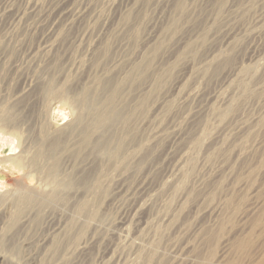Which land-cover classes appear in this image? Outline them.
Instances as JSON below:
<instances>
[{
    "label": "rangeland",
    "instance_id": "374dc122",
    "mask_svg": "<svg viewBox=\"0 0 264 264\" xmlns=\"http://www.w3.org/2000/svg\"><path fill=\"white\" fill-rule=\"evenodd\" d=\"M220 1L189 0L188 6L197 11V17L189 19L177 33L161 36V26L171 8L169 0L139 2L141 6L137 4L133 9L136 11L132 12L127 27L123 17L131 12L132 0H0V138L19 144L13 153L9 146L0 143V206L5 207L3 220L8 223L18 217L29 216L31 220L37 217L36 222L27 224V233L20 237L16 250L8 239H0V256L13 259L15 264L45 261L48 249L43 236L54 234L64 225L67 212L62 205L73 203L70 197L64 196L69 191L72 194V189L86 187L89 175L96 171L95 158L80 154L76 146L82 90L92 87L93 81L111 70L116 62H122L125 68L129 62L139 63L142 55H148L153 58V66L159 72L162 69L163 74V82L154 91L157 98L151 97L148 101L147 121L140 126L145 130L144 140L150 155L125 183L107 182L105 179L110 175L103 171L105 181L96 200L102 217L92 245L82 258L90 264H109L112 258H115L112 264H142L143 252L135 247L122 256L112 255L118 245L125 243L126 239L118 238L117 234L122 235V222L127 220V228L130 225L128 229L133 231L127 244L135 245L143 235L148 236L151 243H144L145 252L153 243H160V252L165 253V258L159 264H170L168 256L173 251L179 253L180 246L187 242L194 246L191 254L207 260L208 264L222 254L228 264L262 263L264 70L259 71L263 76L261 83L256 78L251 81L258 91L251 89L246 81L249 89H242V96L235 97L237 107L232 110L223 107L221 116L200 112L204 107L203 95L196 101H188L185 96L192 88L199 89L204 96L217 93L225 88L226 79L238 67L254 70L258 60L264 57V0H229L228 7L216 13L213 5ZM208 16L217 19L209 22ZM191 40L203 42L186 53L183 43ZM97 52L105 54L106 59L94 65ZM220 53L227 54V58L198 77L204 65ZM153 101L158 105L152 108ZM241 122L254 123L255 128L239 138L235 136V129ZM174 130L182 131L185 138L200 130L203 138L217 130L226 131L216 152L208 157L188 150L195 157L185 164L188 173L184 186L165 187L157 193L161 195L158 197L161 204L156 209L153 207V211L146 208L139 212L140 219L137 216L130 223L135 213L132 212L134 200L163 182L170 174L174 152L188 140L189 136L174 144ZM40 149L51 158L50 165L57 164L61 181L66 176L74 181L69 189L60 192L57 200H53L55 194L39 172V166L48 162L38 156ZM204 167L212 168V172L202 176ZM183 190L190 193L188 199L180 197ZM256 201L260 204L258 213L241 221L243 212ZM22 202L29 205L19 211L17 204ZM211 203L222 209L217 221L219 227L212 226L214 221L208 215L203 218L194 215L196 209L202 210ZM173 212L177 214L173 220L164 217ZM147 219L150 227L144 225ZM243 223L255 227L244 231ZM21 226L18 224L13 231ZM4 227L0 223V231ZM224 238L229 239L227 247L222 242Z\"/></svg>",
    "mask_w": 264,
    "mask_h": 264
},
{
    "label": "bare ground",
    "instance_id": "6f19581e",
    "mask_svg": "<svg viewBox=\"0 0 264 264\" xmlns=\"http://www.w3.org/2000/svg\"><path fill=\"white\" fill-rule=\"evenodd\" d=\"M147 1L148 0H132V5L130 6L131 8L129 10L131 12H129L127 15L123 17V21L126 20V24H125L126 27L130 26L131 23L130 16L136 11L135 10L133 12V9L137 6V4H139V2L146 3ZM188 1L189 0H169L171 8L170 11H168L169 13L166 15L163 25L161 26L160 29L161 36L168 34L173 35L177 33L178 29H181V27H184V25L189 23V19L191 18L194 19L195 16L197 17V11L188 6ZM228 1L229 0H221L220 3H216L215 5H213L214 6L213 10L217 13L220 10L227 8L229 3ZM216 19L217 18L215 17H209V16L207 17V20H210L209 22L216 21ZM201 24L204 25L203 23ZM202 42L203 40H198L197 42L194 43L191 40L190 42L185 41L184 43L183 42L182 43L185 52L191 53L192 47L197 44H201ZM162 44L163 42L160 43V46ZM94 46L96 45H93V47ZM53 47L49 49V52L50 50H52ZM226 55L227 54L220 53L218 56H215V58L210 63H206L204 65V68L201 70V72H199L197 76L199 77V75H203L209 72L214 64L217 65L219 62L225 60L227 58ZM93 59H95L96 61L95 62L93 60L94 65L95 64L98 65L100 60L103 61L106 59V55L102 54V52L100 53L97 52ZM121 64L122 62L121 63L116 62L114 66H111L112 67L110 68L111 70L103 72V74H101V76L98 77V79H95L93 81L92 87L82 90L83 92L79 99L80 111H78V117H77L78 120L77 126L79 127V134L77 135L76 146H78L77 149H79V152L81 151L80 154H89V156L91 157L93 156L95 158L94 160L96 162V166H95L96 171H94L92 175H89V178L86 182L87 184L86 187L84 186V188L78 190L72 189L73 191L72 194L69 193L71 192L69 191L67 192L68 194L64 196V197L67 196L70 197L69 200H72L73 203L67 201L68 203L62 205L65 206L67 212V214H65L66 217H64V225L62 224L60 228L57 229V231H54V234L50 236L48 235L43 236L42 240L46 242L45 248H47L48 250L46 254L47 257L42 264H90L89 261L86 258H85L86 260L82 258V256L86 255L89 248L91 247L92 242L94 240V235L96 233L95 231L97 230L98 227L97 223L100 222V219L102 217L101 216L102 214L99 215L98 213L99 205L96 203V200L98 199L97 197L98 194L102 190L104 181L106 180L108 182L111 180L112 182L114 180H117L119 182H124V183L127 182V180L134 175V173L137 171V169L142 164V162L145 159H147L148 156L150 155V153H148L149 151L147 152V150H149L150 148L148 147V145L145 143L144 140L145 130H141L140 126L144 125L145 122L147 121L146 115H147V106L149 103L148 102L149 99L151 97H154V99L157 98V96L154 95V91L158 86V83L163 82L162 80L163 74H161L162 69L160 68L161 72H159L157 68L153 66V58H150L148 55H142L141 62L139 63H137L136 61L129 62V65L128 66L126 65L125 68ZM90 67H88L89 71H90ZM261 69L264 70V57L258 60L256 69L254 70L245 66L238 67L237 70L233 71V73L226 79L227 81L225 88L222 87L223 89H221L217 93L208 94V95L205 94L206 96H204V93L202 94V91H200L199 89L192 88L186 91L185 96L188 101L189 100L196 101L199 100V98L203 95L204 107H202V105L200 106L202 107L200 112H205V113L212 112L215 116H221L224 111L221 110L223 107H227L228 110H232L237 107V105L234 104L235 97L237 95L242 94V89L243 90L249 89L248 85L245 84L246 81L249 82L251 89H253L254 91H258L257 88L252 87L251 81L252 79L256 78V80L258 81L257 83L262 82L261 78L263 76L259 74V71ZM255 70L258 71L256 74L253 73L255 72ZM152 103H153L152 108L158 105L156 101H153ZM154 111L155 109L153 110V112ZM248 123L249 122H241L238 125V128L235 129L236 131L235 136L239 138L242 136L245 137V135L254 131L255 128L254 123H250V124ZM217 131L216 133H213L208 137H204V138L201 130L197 131L196 133L190 136L188 135L189 136V137L187 136L188 138L186 137L188 139L186 143L181 148L177 149L174 152L175 155L173 158L172 166L171 167L169 166V168H171V171H169L170 174L166 176V178L163 180L162 183H160L158 187L155 186L156 189H154V186L153 187L151 186L153 189L151 190L148 189L149 191L144 197L139 198L138 196V198L134 200L132 212L134 211L135 213L133 212L134 217H132L131 219L129 218L131 220L130 223L135 221L137 216L140 219L141 213L139 212L141 211L143 212L146 208H150L151 211H153L152 210L153 207L155 206L158 207V205L161 204V199L158 198L161 197V195L159 196V194L157 193H159L161 190L163 191L165 187L175 188L180 184L184 186V179L188 173L185 170V166H186L185 164L193 161L195 157V154L191 155L187 151L193 150V152H197L198 155L201 154L203 158L208 157L214 151L216 152L217 146L221 143L223 131L226 130H223L221 133H219L220 131L218 132ZM151 136L153 137V134H151ZM185 136L186 134H183L182 131L176 130L175 132L174 130V134H173V137L175 138L174 144H176L177 142L179 143V141L185 138ZM8 140L6 141L5 139L0 138V143L5 146H9L10 150L14 153L19 148V144H14ZM234 143L235 140L230 142V145H233ZM150 147L151 149H153L152 146ZM43 153L44 152H42V149H40L38 152V156L44 158L45 160L47 159L48 162L47 164H43L39 166L40 169L39 172L40 174H42L44 181L52 188V192L55 194L53 200L55 199L57 200L60 192H64L65 190L69 189V187H71L74 181L73 179L72 180L70 179V176H66L67 181L66 180L61 181L58 176L59 168L57 164L55 166L50 165L51 158L49 157L47 158ZM18 159L21 162L22 157L21 158L19 157ZM8 160L10 161V159ZM87 164H89V162ZM17 167L20 168V165ZM155 167L156 166H153L151 168L155 169ZM204 168L205 169L202 172L203 173L202 176H205L208 173L212 172V168L210 167H204ZM104 170L107 172L108 175H110L107 178L105 177L106 178L105 180H103L102 178V176L104 175L103 172ZM122 186L125 187L124 185ZM144 193L145 192H143V194ZM189 195L190 193L189 192L185 193V190H183L180 193V197L181 198L186 197L185 199H188ZM131 197H133L132 194ZM20 199L22 201L28 200V198H20ZM28 205L29 204L27 202H22L17 204V206H19V211L21 210L22 207H27ZM249 207L250 208H248L241 215L240 217L241 221H245L247 218H250V216L256 214V212L260 208V204L256 201L254 203H251ZM31 208L34 209L33 206H31ZM196 210L197 211L194 212L195 213L194 215L197 218L199 217L203 218V216L208 215L212 219V221H214V224H212V226L220 225V223L217 221L222 213L221 207L215 204L213 205L211 203L209 204V206H206L202 210L201 209H196ZM4 213H5V207L0 206V220H1L0 223L2 225L4 224L5 226L3 230L0 231V234H2L0 239L1 241H5V239H8L9 244L16 250L17 248H19L18 242L20 241V237L24 233H27L26 232L27 224L30 221L31 222L33 221V223L36 222L37 217H35L32 220L29 216L25 218L18 217L17 220L13 222L10 221L8 223L7 220H3L5 219L3 217ZM127 215L129 216V213ZM176 215H177L176 212H173L171 214L165 215L164 217L168 218V220H173L176 217ZM148 219L145 220L144 225L150 227L151 223H149ZM139 221L140 220H138V222ZM127 222H128L127 220L122 222V225L124 226L123 229L124 234L123 233L122 235L117 234L118 238L123 237L126 239L125 243H123L122 245L121 244L118 245V247L116 246L117 250L112 255L115 256V254L116 255L118 254L119 256H122L125 252H127L128 249L130 250L131 247H135L136 248L135 250L139 252H143L142 264H159L162 261V259L165 258V253L160 252V248H161L160 243L157 244L153 243L149 247V249L146 248V251L144 252V248H145L144 243L146 242L151 243V239L150 237L143 235L140 243H136L135 245H133V243L131 242L130 244L131 246H129V244H127L128 242L126 241L130 239V231L132 230L129 231L128 229L129 227H131L130 225L127 228V224H129ZM18 224L19 226L22 224V226L20 228L18 227L17 230L13 231L14 228L16 229ZM140 224L143 225V223ZM254 227H255L254 225L245 226L244 224L243 230L252 231ZM112 234L115 235L116 232L112 231ZM222 242H224L225 246L227 247V245L229 244V239L224 238V241ZM193 248L194 246L189 242L181 245L178 250L179 253L173 251V253H171L168 256L169 263L170 264H208V262H206L207 260L196 255L193 256L191 254L193 252ZM262 257L264 259V254ZM114 259L112 258L111 260H108L109 264H112L111 262ZM4 263L15 264V262H13V259L11 261V259H8L4 256L3 257L0 256V264H4ZM212 264H228V261L226 260L225 255L222 254L216 259H213ZM261 264H264V260L262 261Z\"/></svg>",
    "mask_w": 264,
    "mask_h": 264
}]
</instances>
